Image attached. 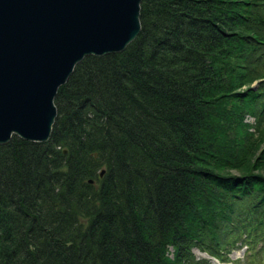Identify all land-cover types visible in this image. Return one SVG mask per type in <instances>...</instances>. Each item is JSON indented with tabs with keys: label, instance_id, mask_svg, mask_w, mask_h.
I'll return each mask as SVG.
<instances>
[{
	"label": "trees",
	"instance_id": "trees-1",
	"mask_svg": "<svg viewBox=\"0 0 264 264\" xmlns=\"http://www.w3.org/2000/svg\"><path fill=\"white\" fill-rule=\"evenodd\" d=\"M139 19L59 85L46 141L0 143V264H211L192 247L238 239L264 260V0Z\"/></svg>",
	"mask_w": 264,
	"mask_h": 264
},
{
	"label": "water",
	"instance_id": "water-1",
	"mask_svg": "<svg viewBox=\"0 0 264 264\" xmlns=\"http://www.w3.org/2000/svg\"><path fill=\"white\" fill-rule=\"evenodd\" d=\"M141 0H0V143L48 139L59 85L88 54L121 51Z\"/></svg>",
	"mask_w": 264,
	"mask_h": 264
},
{
	"label": "rangeland",
	"instance_id": "rangeland-1",
	"mask_svg": "<svg viewBox=\"0 0 264 264\" xmlns=\"http://www.w3.org/2000/svg\"><path fill=\"white\" fill-rule=\"evenodd\" d=\"M255 87L256 86L254 85L253 88ZM245 120L253 124L255 121V117L253 115L247 114L245 117ZM249 128L251 130L254 129L253 127H249ZM241 244H242V240L238 239L234 243L235 246L231 245L229 248H227L226 255L228 259L226 260H220L219 258H216L215 256L209 254L207 251L200 250V248L197 246H193L191 250L197 258L208 257L211 264H249L248 259L246 258V252L249 249H247L246 246L240 247ZM169 249H170V252L168 254L170 257H172L173 248L169 247ZM259 264H264V260H262L261 263Z\"/></svg>",
	"mask_w": 264,
	"mask_h": 264
},
{
	"label": "bare ground",
	"instance_id": "bare-ground-1",
	"mask_svg": "<svg viewBox=\"0 0 264 264\" xmlns=\"http://www.w3.org/2000/svg\"><path fill=\"white\" fill-rule=\"evenodd\" d=\"M135 37H136V36H135ZM135 37H134V38H135ZM131 41H132V40H131ZM125 47H126V46H125ZM121 51H122V50H121ZM115 52H119V51H115ZM109 53H110V52H109ZM55 117H56V116H55ZM52 126H53V124H52ZM51 131H52V128H51ZM50 134H51V132H50ZM13 137H14V136H13ZM15 137H16V136H15ZM49 137H50V135H49ZM49 137H48V138H49ZM46 140H47V139H46ZM46 140H44V141H46ZM29 141H30V140H29ZM35 141L37 142V141H40V140H35ZM2 145H3V144H2Z\"/></svg>",
	"mask_w": 264,
	"mask_h": 264
}]
</instances>
